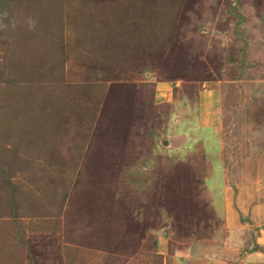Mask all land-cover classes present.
<instances>
[{"label": "rangeland", "instance_id": "rangeland-1", "mask_svg": "<svg viewBox=\"0 0 264 264\" xmlns=\"http://www.w3.org/2000/svg\"><path fill=\"white\" fill-rule=\"evenodd\" d=\"M257 174L264 0H0V264H196Z\"/></svg>", "mask_w": 264, "mask_h": 264}, {"label": "crops", "instance_id": "crops-1", "mask_svg": "<svg viewBox=\"0 0 264 264\" xmlns=\"http://www.w3.org/2000/svg\"><path fill=\"white\" fill-rule=\"evenodd\" d=\"M247 177L241 175L240 179H246ZM254 177H256V179H254L253 183L257 182L255 185H242L241 191L233 192L232 190H229L228 195L226 194L227 211L226 217L223 221L224 224L221 222H219L218 225L214 223L201 224L203 228L207 226L206 230L211 231V236L202 240V242H195L197 240L196 237H188L187 242H184V246L186 247H183L182 249L174 247V249L170 251L169 257L173 259L175 254L186 255V253L188 254L190 251L189 244H191L192 247L196 244L195 246L198 247L200 253L195 252V249L193 250L192 248L191 252L195 255V258L202 257L199 258L200 260L198 261L200 264L204 259H214V262L222 264L219 258L220 254L227 257L228 264H264V211L260 206V202H254L252 206L246 204V202H248V195L249 198L254 197L255 199L259 198L261 200L262 196L260 193L264 194V186L260 185L262 179H260L258 174L254 175ZM247 187L249 188L248 191L245 190ZM232 193L234 196L232 200H230ZM255 227H258L259 229L254 231ZM193 231H195V229H193ZM260 232L263 234V237L260 235ZM230 236L237 237L238 241L234 242L229 239ZM159 240L160 241L158 242H160L161 247L166 240ZM204 251L207 254H205ZM212 251L217 254L209 255ZM90 252L95 251L91 250ZM229 252L230 257L226 255V253ZM160 254H163V252L161 251ZM115 256L121 264H138L137 262L134 263L133 257L129 256V254H123L121 251L118 254H115ZM68 257V255L63 257L61 262L66 263L68 261L69 264H87L79 258L71 259ZM48 258L49 256L47 255V258L44 261H40L38 264H43ZM61 262L59 264H61Z\"/></svg>", "mask_w": 264, "mask_h": 264}]
</instances>
